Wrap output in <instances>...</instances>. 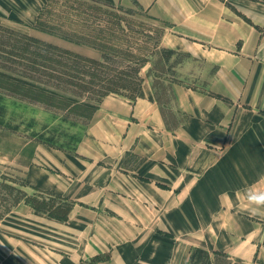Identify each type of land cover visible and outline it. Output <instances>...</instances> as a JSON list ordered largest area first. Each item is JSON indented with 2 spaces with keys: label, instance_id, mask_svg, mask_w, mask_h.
Returning a JSON list of instances; mask_svg holds the SVG:
<instances>
[{
  "label": "crops",
  "instance_id": "crops-1",
  "mask_svg": "<svg viewBox=\"0 0 264 264\" xmlns=\"http://www.w3.org/2000/svg\"><path fill=\"white\" fill-rule=\"evenodd\" d=\"M99 1L163 23L157 47L190 63L148 60L73 149L37 147L25 184L65 216L17 201L0 264H264V207L246 199L264 192V0ZM46 2L0 0V19L31 25Z\"/></svg>",
  "mask_w": 264,
  "mask_h": 264
},
{
  "label": "rangeland",
  "instance_id": "rangeland-1",
  "mask_svg": "<svg viewBox=\"0 0 264 264\" xmlns=\"http://www.w3.org/2000/svg\"><path fill=\"white\" fill-rule=\"evenodd\" d=\"M163 25L136 5L128 9L99 0H47L31 25L0 19V219L22 199L40 207L62 203L57 197L55 204L45 203L40 193L31 197L24 165L37 147L73 149L108 87L133 95L137 88L128 81L150 59L155 66L190 63L157 47ZM31 37L87 51L103 64L95 70L64 55L59 63L47 62L42 46L27 44Z\"/></svg>",
  "mask_w": 264,
  "mask_h": 264
},
{
  "label": "trees",
  "instance_id": "trees-1",
  "mask_svg": "<svg viewBox=\"0 0 264 264\" xmlns=\"http://www.w3.org/2000/svg\"><path fill=\"white\" fill-rule=\"evenodd\" d=\"M29 40V43H33V44H38L39 46H42L43 47V51L47 52L49 55H47L46 57V61L47 62H57L59 63L60 60L58 58H60L62 55H64L65 57H67V60H84L85 62H89L90 63V68H94L95 70H98V66H102L103 62L98 59V58H94V57H90V56H87V55H84V54H81V53H77L75 51H72L70 49H67V48H64V47H60L59 45H54L52 43H49V42H43V40H40L38 38H35V37H31V38H27ZM57 56V58H56ZM73 65L78 68V63L75 62L73 63ZM140 67H141V64H139L138 66H136V68L134 69V73H133V77L132 79L133 80H129L128 81V84H135L137 90L135 91L134 94H137L139 92V88H140V85H141V77H140ZM136 82H135V80ZM125 88V87H123ZM41 91L42 92H46L47 89L46 88H41ZM111 92H116V93H122L118 90H116L115 88L113 87H108L105 92H103V94L101 95L102 97L105 96L106 94L108 93H111ZM52 94L55 93V92H51ZM133 94V95H134ZM55 95V94H54ZM101 97V98H102ZM96 108V106L92 109V111ZM91 111V113H92ZM90 113V115H91ZM90 117V116H89ZM37 207H40L39 205H36ZM50 207H54L55 211L54 212H50L52 213L53 215H55L57 218H62L64 217L65 215L62 213V209L65 208L64 207V204L62 203H58L57 206H50L48 205V209ZM61 209V210H59ZM56 211H59L61 212L60 213H57Z\"/></svg>",
  "mask_w": 264,
  "mask_h": 264
},
{
  "label": "clouds",
  "instance_id": "clouds-1",
  "mask_svg": "<svg viewBox=\"0 0 264 264\" xmlns=\"http://www.w3.org/2000/svg\"><path fill=\"white\" fill-rule=\"evenodd\" d=\"M246 199L250 206H254L252 208L253 211H257L260 208L264 207V192H258L246 195Z\"/></svg>",
  "mask_w": 264,
  "mask_h": 264
}]
</instances>
